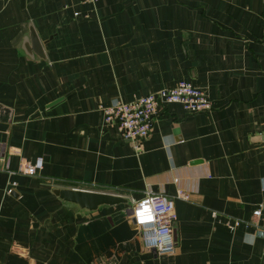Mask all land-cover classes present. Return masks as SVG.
Instances as JSON below:
<instances>
[{
	"label": "crops",
	"instance_id": "crops-1",
	"mask_svg": "<svg viewBox=\"0 0 264 264\" xmlns=\"http://www.w3.org/2000/svg\"><path fill=\"white\" fill-rule=\"evenodd\" d=\"M181 80L212 110L163 104L135 142L105 122ZM65 187L129 202L89 211ZM180 190L160 253L133 209ZM0 264H264V0H0Z\"/></svg>",
	"mask_w": 264,
	"mask_h": 264
},
{
	"label": "built area",
	"instance_id": "built-area-1",
	"mask_svg": "<svg viewBox=\"0 0 264 264\" xmlns=\"http://www.w3.org/2000/svg\"><path fill=\"white\" fill-rule=\"evenodd\" d=\"M95 3L97 0H87ZM167 103H178L188 112H209L212 110V100L207 91L186 80L179 81L171 88L160 89L130 101L114 100L110 105H102L105 122L117 127L122 139L127 141L145 140L158 117L160 107ZM136 151L142 147L134 145ZM43 168V159L38 158L34 163L26 162L21 171L35 175ZM17 181H10L6 192L12 193ZM175 197L188 198L190 193L180 190L176 195L167 196L163 193L149 191L137 201L132 218L141 229L143 241L147 247L155 248L160 253L172 252L175 249L174 224L178 218L175 209ZM261 207L254 210L255 215L261 214ZM241 220L228 222L235 229Z\"/></svg>",
	"mask_w": 264,
	"mask_h": 264
},
{
	"label": "water",
	"instance_id": "water-1",
	"mask_svg": "<svg viewBox=\"0 0 264 264\" xmlns=\"http://www.w3.org/2000/svg\"><path fill=\"white\" fill-rule=\"evenodd\" d=\"M33 39L35 34L33 29ZM38 50L41 49V44L37 43ZM56 194L60 197L67 199L73 203L78 204L81 208L93 211L98 209L102 205H117L120 203H128L129 198L123 194L100 191V190H90L75 187H65V188H55ZM175 237V231H174Z\"/></svg>",
	"mask_w": 264,
	"mask_h": 264
}]
</instances>
